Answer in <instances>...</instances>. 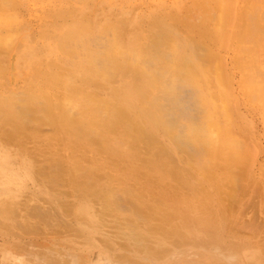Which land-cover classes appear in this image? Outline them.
<instances>
[{"label": "rangeland", "instance_id": "1", "mask_svg": "<svg viewBox=\"0 0 264 264\" xmlns=\"http://www.w3.org/2000/svg\"><path fill=\"white\" fill-rule=\"evenodd\" d=\"M250 13L258 39L238 43ZM263 16L264 0H0V264H178L175 239L234 214L238 185L248 190L243 198L252 191L263 217L264 175L254 173L251 160L264 146V129L261 138L256 132L264 125V77L243 66L264 71ZM78 35L99 37L105 55H128L122 58L131 71L106 80L82 62V47L65 51ZM95 45L87 41L85 51ZM150 46L170 55V62L161 59L162 70H184L196 92L202 112L184 123L201 149L198 158L180 152L140 112L149 105L133 84L144 80L137 70ZM69 103L103 140L74 134L65 123ZM20 107L30 109L32 122L17 128ZM101 107L121 108L122 122L143 125L152 138L135 140L134 130L122 136L120 123L111 130L100 125Z\"/></svg>", "mask_w": 264, "mask_h": 264}, {"label": "bare ground", "instance_id": "2", "mask_svg": "<svg viewBox=\"0 0 264 264\" xmlns=\"http://www.w3.org/2000/svg\"><path fill=\"white\" fill-rule=\"evenodd\" d=\"M214 6V5H213ZM216 7V6H215ZM208 8V7H207ZM205 7V9H207ZM257 7L253 8V10H256ZM203 9V12L207 11ZM215 9V8H214ZM205 10V11H204ZM209 10V8H208ZM220 12L219 10H217ZM251 11V10H250ZM210 12V11H209ZM213 12V11H212ZM208 14V11L207 13ZM212 15V14H211ZM207 16V15H206ZM208 18L210 17L207 16ZM256 17L255 13H250L247 15L248 23H245L244 29L237 33L238 39L236 42H246L249 40L256 41L258 39V33L260 30V27L254 22V19ZM260 17V16H259ZM264 17V16H263ZM262 18V17H261ZM216 20V19H215ZM157 26V24H155ZM158 27V26H157ZM242 27V26H241ZM239 27V28H241ZM159 28V27H158ZM160 30V28H159ZM162 31V30H161ZM163 32V31H162ZM110 34V33H109ZM236 35V36H237ZM79 36V35H78ZM77 36V37H78ZM156 36V35H154ZM73 37V36H72ZM81 38V36H79ZM78 37V38H79ZM87 39L81 38L75 41H70L69 43L71 46L64 47L67 50L66 52L74 53L76 50L80 47H82V52L80 54H77L83 63H85L89 68H91L94 71H97L99 74L104 75L109 81H114L117 78H123V76L131 71L128 66L127 62H124V59L122 58L124 54L121 56H111V55H105V53L100 49H102L101 46H97L100 39L95 38V36H85ZM102 37V36H101ZM232 39V38H231ZM72 40V39H71ZM74 40V38H73ZM92 42L93 44H96L94 46L95 50H89V52L85 51L86 48L84 47V44L86 42ZM82 43V44H81ZM100 45V43H99ZM103 45V44H102ZM256 46V45H254ZM99 49V50H98ZM108 49V48H107ZM149 52H153V55L158 54L157 56L143 54L140 58L141 64L140 67L143 68L142 71H138L139 75L144 78V80L139 84H133V90L138 94V96L142 99H145L146 102V108L149 105V110L144 111V109H140V112H143L144 116H148V120L151 121L164 133V135H167L169 140L172 142L173 146L177 148L180 152L187 154L188 156L196 157L198 158L199 152L198 150L194 149L193 143L190 142L189 136V130L191 128H188L187 124L184 123V121H189V123H193L195 119H197L200 116V113L202 112L201 106L198 103L196 99V92L190 87L188 83L181 77V75L184 73V70H181V72H178L176 75H170L167 71L162 70L160 67V61L161 59H166L168 62L170 59V55H165L161 49L158 47H148ZM242 49V47H241ZM106 51V50H105ZM248 50H246L247 52ZM156 53V54H155ZM108 54V52H107ZM122 54V53H121ZM73 55V54H72ZM75 55V54H74ZM128 55L124 56L127 57ZM132 56V55H131ZM134 57V56H133ZM128 60V59H127ZM126 60V61H127ZM166 61V62H167ZM78 62V61H77ZM173 62V61H172ZM80 64V62H79ZM175 64V63H174ZM185 66H187L186 63H183ZM234 65V64H233ZM171 66V64H170ZM183 68H186V67ZM193 66V65H192ZM248 66L252 69L251 74L253 76H261L264 77V71L259 70L254 64L252 65H243ZM165 67V66H164ZM234 67V66H233ZM168 68L169 65H168ZM176 68V67H175ZM257 68V69H256ZM173 72L176 70L173 68ZM249 69V68H248ZM136 71V72H137ZM134 72V71H133ZM132 72V73H133ZM195 74V73H194ZM61 75V74H59ZM58 75V76H59ZM194 76V75H193ZM137 78V77H136ZM252 78V77H251ZM261 79V78H260ZM85 80H87L85 78ZM196 80V79H194ZM94 83V82H93ZM92 83V85H94ZM96 85V84H95ZM102 85V84H101ZM97 86V85H96ZM149 86V87H148ZM156 86V87H155ZM148 87V88H147ZM155 87L156 91L155 93H150L149 90ZM258 94V93H257ZM90 95V94H89ZM261 96V95H260ZM235 97V96H234ZM252 97H257L252 96ZM86 98V97H85ZM83 98V99H85ZM258 99V98H257ZM87 100V98H86ZM115 100V99H113ZM264 101V100H263ZM20 105V104H19ZM71 103L66 104V110L67 113L70 114L68 118L65 119V123L67 125H70L72 129H74V134H81L84 135L87 138H90L92 140L97 139L98 141L103 140V137L100 135L99 131H97L93 126L88 125L84 122L82 119V116L79 115V112L75 111L74 108H72ZM103 105V104H101ZM115 105V104H114ZM199 105V106H198ZM74 107V106H73ZM103 107L97 108V111L99 114L102 115L101 120H99L100 125H104L105 127H108L111 129H116L120 124H123L124 127L121 130V135H131V130H134L135 133L133 135L135 140L140 139H149L151 137V133L149 130L147 131L143 125H133L131 122H122L121 118L124 116V113L120 112V109L116 107H112L108 109L107 111L102 109ZM77 109V108H76ZM37 113L39 112H45L47 109L45 107L43 108H35ZM122 110V109H121ZM2 107H0V112H2ZM19 113H16V119H17V125L15 124L17 128L25 127V125L28 123H31V114L30 109L20 107L18 109ZM35 111V112H36ZM123 111V110H122ZM231 111V110H230ZM243 112V111H242ZM51 114V113H50ZM8 115V114H7ZM67 115V114H66ZM65 115V116H66ZM126 115V114H125ZM262 115V114H261ZM2 116V115H1ZM126 117V116H125ZM261 117V116H260ZM128 117H126L127 119ZM259 119V118H258ZM1 120V118H0ZM109 120V122H108ZM261 120V119H260ZM9 121V120H8ZM130 121V119L128 120ZM4 122V121H3ZM198 122V121H197ZM264 123V121H262ZM25 123V124H24ZM97 123V122H96ZM129 123V124H128ZM261 123V122H260ZM262 123V124H263ZM24 124V125H23ZM48 124V123H47ZM195 124V123H194ZM23 125V126H22ZM260 128L256 129L258 138H261V134L263 133L264 125ZM30 128V126H28ZM27 127V129H28ZM191 127V126H190ZM193 127V126H192ZM32 129V128H31ZM200 129V128H199ZM262 130V131H261ZM118 131V130H117ZM261 131L262 133L260 134ZM110 132V131H109ZM112 132V131H111ZM119 132V131H118ZM191 132V131H190ZM71 133V132H70ZM114 133V132H113ZM115 134V133H114ZM198 134V133H197ZM150 135V136H149ZM195 135V134H194ZM193 136V135H192ZM129 139V138H128ZM133 140V138H132ZM151 140V139H150ZM252 141V139H248ZM259 140V139H256ZM118 141V140H116ZM143 141V140H142ZM200 141V140H199ZM264 141V138L263 140ZM133 142V141H132ZM151 142V141H150ZM155 142V141H154ZM253 142V141H252ZM260 142V141H257ZM144 143V142H143ZM142 143V145H143ZM148 143V141H147ZM151 144V143H150ZM204 144V143H203ZM247 144V143H246ZM129 145V144H128ZM136 145V144H135ZM147 145V144H145ZM200 146V145H199ZM202 146V145H201ZM130 147V146H129ZM144 147V146H143ZM158 147V146H156ZM261 147V146H260ZM145 148V147H144ZM196 148V147H195ZM260 154L258 153L257 156H255V160H251L255 163V166L253 167L254 173L259 174L258 177H261L264 175V146L262 147ZM137 149V148H136ZM162 149V148H161ZM205 149V148H204ZM163 150V149H162ZM101 151V150H100ZM166 151V150H165ZM157 152V151H156ZM164 152V151H163ZM262 152V153H261ZM101 154V153H100ZM162 154V153H161ZM196 154V155H195ZM167 155V154H166ZM150 158V157H149ZM168 158V157H167ZM218 158V156H217ZM251 159V158H250ZM253 159V157H252ZM143 161V160H141ZM219 162V161H218ZM251 162V163H252ZM143 163V162H141ZM173 163V161H172ZM249 163V164H251ZM113 164V163H111ZM145 164V163H144ZM114 165V164H113ZM218 166V164H216ZM227 166V165H226ZM250 166V165H249ZM248 166V167H249ZM252 166V165H251ZM41 167V166H40ZM61 167V166H60ZM223 167V166H222ZM221 167V168H222ZM69 168V167H68ZM173 168V167H172ZM219 168V167H218ZM225 168V165L224 167ZM64 169V168H63ZM251 169V167H250ZM39 170V169H38ZM166 170V169H165ZM189 170V169H188ZM202 170V169H200ZM216 170V169H215ZM248 170V169H247ZM62 171V170H61ZM64 171V170H63ZM169 171V170H168ZM192 172V171H191ZM253 172V171H252ZM43 173V172H42ZM49 173V172H48ZM61 174V173H60ZM252 174V173H251ZM96 175V174H95ZM94 175V176H95ZM99 175V174H98ZM175 175V174H174ZM208 175H211V173H208ZM214 176V174L212 173ZM212 175L208 178L212 179ZM180 176H177V179ZM191 177H193L191 175ZM86 178V177H85ZM207 178V179H208ZM245 178V177H244ZM193 179V178H192ZM196 179H194L195 181ZM209 180V179H208ZM247 180V177H246ZM197 181V180H196ZM210 181V180H209ZM84 182V181H83ZM259 182V181H257ZM61 184V183H60ZM235 184V183H234ZM64 185V184H63ZM81 185V184H80ZM50 186V185H49ZM226 186V184H225ZM115 188V187H114ZM234 191L232 196L237 195L234 198L233 204L236 203V211L234 214H228L229 216H223L218 220L219 222L215 226H207V228L203 226H195L192 227L191 230H188L187 233L184 232L183 236L179 234L180 236L177 237L176 241V255L178 257L177 263L178 264H244L249 263L252 264L255 262V264H264V215L262 217L261 209L259 210L256 208V204L253 201H251L252 197L251 192L247 194V198H243V194H246V189L243 187V185L234 186ZM248 188V187H247ZM261 188V187H260ZM198 193L202 191L203 189L199 186L194 188ZM207 189V188H206ZM109 190V189H108ZM238 190V192H237ZM259 190V189H258ZM257 190V191H258ZM75 191V190H74ZM104 191V190H103ZM27 192V191H26ZM66 192V191H65ZM64 192V194H65ZM95 192V191H94ZM84 193V192H83ZM203 193V192H202ZM206 193V192H205ZM204 193V194H205ZM227 193V192H226ZM231 193V192H230ZM229 195L231 196V194ZM258 193V192H257ZM68 194V193H67ZM217 194V193H216ZM220 194V193H219ZM34 195V194H33ZM71 195L72 194H68ZM221 195V194H220ZM226 195V194H225ZM242 195V196H239ZM255 195V194H254ZM74 196V195H73ZM89 196V195H88ZM211 196V194H210ZM228 196V195H227ZM258 196V195H257ZM39 197V196H38ZM37 197V198H38ZM262 197V196H261ZM111 198V197H110ZM112 198H115L112 196ZM124 198V197H122ZM121 198V199H122ZM256 198V197H255ZM108 199V198H107ZM221 198H219L220 200ZM34 200V199H33ZM92 200V199H91ZM111 200V199H110ZM120 200V199H119ZM257 200V199H256ZM260 200V199H259ZM258 200V201H259ZM263 200V199H261ZM63 201V200H62ZM93 201V200H92ZM112 201V200H111ZM121 201V200H120ZM129 201V200H128ZM226 201V200H225ZM257 201V202H258ZM109 202V201H108ZM115 202V200H113ZM123 202V201H122ZM160 202V201H159ZM231 202V201H230ZM250 202V203H249ZM67 203V202H66ZM65 203V204H66ZM75 203V202H74ZM127 203V202H126ZM130 203V202H129ZM249 203V204H248ZM259 203V202H258ZM116 203H114L115 205ZM120 202L117 203V205ZM132 204V202H131ZM129 205V204H128ZM134 205V204H132ZM74 206V204H73ZM117 206V207H119ZM225 206V205H224ZM246 206L248 207V210H245ZM260 206V205H259ZM65 207V206H64ZM115 207V206H114ZM123 207V206H122ZM120 207V209L122 208ZM133 208L132 206H129V209ZM139 207V206H138ZM34 209V207H30ZM149 208V207H147ZM229 208V207H228ZM264 208V207H263ZM40 209V208H39ZM46 209V208H45ZM71 209V208H70ZM109 209V208H108ZM112 209V208H111ZM117 209V208H116ZM130 209V211H131ZM150 209V208H149ZM227 209V208H226ZM2 210V209H1ZM30 210V209H29ZM35 210V209H34ZM97 210V209H96ZM119 210V208H118ZM140 210V209H139ZM138 210V211H139ZM65 211V210H64ZM113 211V210H112ZM123 211V210H122ZM143 210H140V212ZM35 212V211H34ZM137 213V211H135ZM144 212V211H143ZM142 212V213H143ZM264 212V211H263ZM42 213V212H41ZM47 213V212H46ZM57 213V212H56ZM148 213V212H145ZM150 213V212H149ZM223 213V212H222ZM109 214V213H108ZM135 214V213H134ZM264 214V213H263ZM51 215V214H50ZM98 215V214H97ZM113 216V215H112ZM137 216V215H135ZM172 216V215H171ZM233 217V220L227 219L228 217ZM11 217V216H10ZM156 217V216H155ZM176 217V216H175ZM38 218V217H37ZM119 218V217H118ZM138 218V217H137ZM173 218V217H172ZM178 218V217H177ZM176 218V219H177ZM226 218V219H223ZM52 219V218H51ZM122 219H124L122 217ZM70 220V219H69ZM125 220V219H124ZM143 220V219H142ZM162 220V219H161ZM217 220V218H215ZM214 220V221H215ZM2 221V220H1ZM159 221V220H158ZM36 222V221H35ZM123 222V221H122ZM128 222V221H127ZM130 222V221H129ZM133 222V221H132ZM162 222V221H161ZM80 223V222H79ZM175 223V222H174ZM213 223V222H212ZM3 224H5L3 222ZM13 224V223H12ZM64 224V223H63ZM123 224V223H122ZM155 224V223H153ZM157 224V223H156ZM164 224V223H163ZM166 224V223H165ZM9 225V224H8ZM21 225V224H20ZM111 225V224H110ZM1 226V225H0ZM67 226V225H66ZM134 226V225H132ZM6 227V225H5ZM31 227V226H30ZM73 227V226H72ZM75 227V226H74ZM136 227V225L134 226ZM25 228V227H24ZM28 228V227H27ZM115 228V227H113ZM123 228V227H122ZM137 228V227H136ZM150 228V227H149ZM152 228V227H151ZM162 228V227H161ZM9 229V228H8ZM58 229V228H57ZM75 229V228H74ZM73 229V230H74ZM129 229V228H128ZM24 230V229H23ZM61 230V229H60ZM70 230V229H69ZM79 230V229H78ZM118 230V229H117ZM137 230V229H135ZM11 231V230H10ZM14 231V230H13ZM29 231V230H28ZM77 231V230H76ZM75 231V232H76ZM131 231V230H129ZM133 231V230H132ZM7 232V231H6ZM12 232V231H11ZM72 232V231H71ZM74 232V231H73ZM78 232V231H77ZM81 232V231H80ZM125 232V231H124ZM123 232V234H124ZM148 232V231H147ZM182 232V231H181ZM27 233V232H26ZM91 233V232H90ZM127 233V232H125ZM10 234V233H9ZM49 234V233H48ZM80 234V233H79ZM121 234V232H120ZM122 234V235H123ZM139 234V233H138ZM253 234V236L251 235ZM77 235V234H76ZM126 235V234H125ZM128 235V234H127ZM126 235V236H127ZM1 236V235H0ZM43 236V235H42ZM75 236V235H74ZM83 236V235H82ZM21 237V236H20ZM32 237V236H31ZM40 237V236H39ZM85 237V236H84ZM117 237V236H116ZM119 237V236H118ZM123 237V236H122ZM135 237V236H134ZM138 237V236H137ZM141 236H139L140 238ZM143 237V236H142ZM146 237V236H145ZM10 238V237H9ZM80 238V237H79ZM126 238V237H125ZM129 238H133L129 236ZM147 238V237H146ZM144 238V239H146ZM152 238V237H151ZM7 239V238H6ZM75 239V238H74ZM143 239V241H144ZM148 239V238H147ZM49 240V239H48ZM53 240V239H52ZM83 240V239H82ZM88 240V239H87ZM112 240V239H111ZM135 240V239H134ZM142 240V238H141ZM141 240L137 241V245L141 246V248L144 250V247H142L143 243ZM151 240V239H149ZM33 241V240H32ZM79 241V240H78ZM91 241V240H90ZM89 241V242H90ZM110 241V240H109ZM132 241V239H131ZM147 241V240H146ZM39 242V241H38ZM58 242V241H57ZM62 242V241H61ZM101 242V241H100ZM134 242V241H133ZM153 242V240L151 241ZM8 243V241H7ZM15 243V242H14ZM17 243V242H16ZM64 243V242H63ZM86 243V241H85ZM95 243V242H93ZM91 243V244H93ZM124 243V242H122ZM155 243V241H154ZM21 244V243H20ZM68 244V243H67ZM119 244V243H118ZM129 244V243H127ZM1 245V244H0ZM18 245V244H17ZM51 245V244H50ZM56 245V244H55ZM89 245V244H88ZM94 245V244H93ZM121 245V244H120ZM148 245V244H146ZM49 246V245H48ZM52 246V245H51ZM105 246V245H104ZM129 246V245H128ZM152 246V245H151ZM12 247V246H11ZM22 247V246H21ZM114 247V246H113ZM123 247V246H121ZM134 249L139 248L133 244ZM7 248V247H6ZM77 248V247H76ZM148 248V247H147ZM151 248V247H150ZM181 248V249H180ZM67 249V247H66ZM124 249V248H123ZM126 249V248H125ZM83 250V249H82ZM138 250V249H136ZM142 250V251H143ZM153 250V249H152ZM262 250V251H260ZM18 251V250H17ZM43 251V250H42ZM59 251V250H58ZM138 250L137 252H139ZM46 252V251H45ZM56 252V251H55ZM145 252V251H144ZM153 252V251H152ZM157 252V251H156ZM167 252V251H166ZM40 253V252H39ZM61 253V252H60ZM155 253V251H154ZM209 253H211L212 256L218 257L215 259L210 258ZM257 253V254H256ZM47 254V253H46ZM137 254V253H136ZM145 254V253H144ZM148 254V252H147ZM151 254V253H150ZM124 255V254H123ZM122 255V256H123ZM149 255V254H148ZM153 255V254H151ZM174 255V254H173ZM128 256V255H127ZM127 256H123L127 259ZM146 256V255H145ZM119 257V256H118ZM123 257H120L121 259ZM56 258V257H55ZM129 258V257H128ZM247 258V259H245ZM27 259V258H26ZM50 259V258H49ZM57 259V258H56ZM120 259V260H121ZM125 259V260H126ZM245 259V260H244ZM20 260V259H19ZM36 260V259H35ZM65 260V259H64ZM112 261V260H111ZM244 261V262H243ZM20 263V262H19ZM40 263V262H37ZM113 263V262H112ZM16 264V263H15Z\"/></svg>", "mask_w": 264, "mask_h": 264}]
</instances>
